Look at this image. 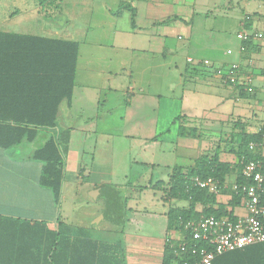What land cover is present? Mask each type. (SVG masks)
I'll use <instances>...</instances> for the list:
<instances>
[{
	"label": "crops",
	"instance_id": "obj_1",
	"mask_svg": "<svg viewBox=\"0 0 264 264\" xmlns=\"http://www.w3.org/2000/svg\"><path fill=\"white\" fill-rule=\"evenodd\" d=\"M241 31L261 35L244 52ZM0 32L78 44L72 97L60 105L56 128L0 148L1 217L120 243L110 264H164L166 238L182 239L168 213L189 208L167 199L170 176L202 157L227 167L211 208L246 215L231 192L241 171L239 139L264 127V0H0ZM188 58L239 65L252 93L223 85ZM11 88L4 77L0 92ZM47 136L63 160L58 204L38 183L42 164L31 160ZM249 151L264 160V134ZM250 261L243 252L215 264Z\"/></svg>",
	"mask_w": 264,
	"mask_h": 264
},
{
	"label": "trees",
	"instance_id": "obj_2",
	"mask_svg": "<svg viewBox=\"0 0 264 264\" xmlns=\"http://www.w3.org/2000/svg\"><path fill=\"white\" fill-rule=\"evenodd\" d=\"M38 1L40 5L48 1L53 3V0ZM131 11L133 14L134 10ZM77 55L76 42L0 32V81L7 77L12 84L11 92H0V116L7 114L13 117L11 120L0 118V148L10 149L25 139H32L38 129L56 128L60 105L69 103L72 97ZM263 134L264 127L256 136L243 135L239 139L241 170L248 161L260 160L264 164L262 158L249 151V145L259 144ZM31 160L42 164L38 183L51 192L54 202L58 204L63 181V160L57 141L47 136L31 155ZM223 168L227 169L223 164L202 157L193 170L183 172L174 169L170 176L167 199L188 201L189 208L170 210L169 227L178 230L189 245L192 244L190 236L180 227L181 221L198 220L201 216L236 219L225 206L212 209L216 195L192 183L193 178H212L217 180L221 189ZM246 183L239 171L235 184L241 186ZM231 194L236 204L243 199L240 191L232 190ZM196 204L204 207L200 214L193 211ZM69 232L67 227L53 231L42 223L0 216V264H110L113 259L110 252L121 251L120 243L101 244L86 234L74 238ZM165 248L164 264H182V258L186 255H176L166 241ZM243 252L250 253L249 264H264V243L219 256L212 264Z\"/></svg>",
	"mask_w": 264,
	"mask_h": 264
},
{
	"label": "built area",
	"instance_id": "obj_3",
	"mask_svg": "<svg viewBox=\"0 0 264 264\" xmlns=\"http://www.w3.org/2000/svg\"><path fill=\"white\" fill-rule=\"evenodd\" d=\"M254 38H261V35L239 32L237 39L240 41V52H244L246 43ZM186 61L210 69L213 76L223 85L243 88L247 93H252L249 75L245 74L237 64L214 65L208 60L196 61L193 58H188ZM254 147L255 144L249 145L250 150ZM241 175L247 183L241 186L234 184L232 188L243 194L246 210L244 217L230 220L226 217L201 216L198 220L181 221L179 225L189 234L192 244L189 245L183 237L176 242L170 238L165 240L176 255L178 253L186 255L182 258V264H212L219 256L264 243L263 162L252 160L244 163ZM192 183L197 188L207 190L214 195L221 190L212 178L204 180L193 178Z\"/></svg>",
	"mask_w": 264,
	"mask_h": 264
},
{
	"label": "rangeland",
	"instance_id": "obj_4",
	"mask_svg": "<svg viewBox=\"0 0 264 264\" xmlns=\"http://www.w3.org/2000/svg\"><path fill=\"white\" fill-rule=\"evenodd\" d=\"M70 28L72 27V26H70V25H68ZM80 27V26H79ZM82 27V26H81ZM228 36L232 39V40H234L235 41V38H234V34H233V32H232V30H230L228 33ZM228 40H226L225 41V43L227 42Z\"/></svg>",
	"mask_w": 264,
	"mask_h": 264
}]
</instances>
